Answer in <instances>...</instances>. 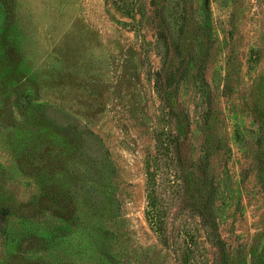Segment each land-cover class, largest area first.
<instances>
[{"label": "rangeland", "instance_id": "rangeland-1", "mask_svg": "<svg viewBox=\"0 0 264 264\" xmlns=\"http://www.w3.org/2000/svg\"><path fill=\"white\" fill-rule=\"evenodd\" d=\"M168 130L167 248L146 162ZM185 243L264 264V0H0V264H180Z\"/></svg>", "mask_w": 264, "mask_h": 264}, {"label": "trees", "instance_id": "trees-1", "mask_svg": "<svg viewBox=\"0 0 264 264\" xmlns=\"http://www.w3.org/2000/svg\"><path fill=\"white\" fill-rule=\"evenodd\" d=\"M181 165L179 138L174 133L162 131L156 134L155 155L146 162L147 190H148V216L160 243L170 247L171 238L167 231V211L169 207L164 203L159 191V183L163 171L174 172ZM200 216L203 218L204 214ZM192 244L185 243L179 250L180 264H194Z\"/></svg>", "mask_w": 264, "mask_h": 264}]
</instances>
